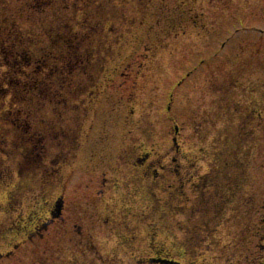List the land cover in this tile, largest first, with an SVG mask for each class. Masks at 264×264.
I'll return each mask as SVG.
<instances>
[{"label":"rangeland","instance_id":"rangeland-1","mask_svg":"<svg viewBox=\"0 0 264 264\" xmlns=\"http://www.w3.org/2000/svg\"><path fill=\"white\" fill-rule=\"evenodd\" d=\"M0 264H264V0H0Z\"/></svg>","mask_w":264,"mask_h":264},{"label":"trees","instance_id":"trees-1","mask_svg":"<svg viewBox=\"0 0 264 264\" xmlns=\"http://www.w3.org/2000/svg\"><path fill=\"white\" fill-rule=\"evenodd\" d=\"M28 57L26 56V55H24L23 53H21V54H17V57H16V59H17V61L20 63V60H21V62H24V63H26L27 61H26V59H27ZM29 64V63H28Z\"/></svg>","mask_w":264,"mask_h":264},{"label":"water","instance_id":"water-1","mask_svg":"<svg viewBox=\"0 0 264 264\" xmlns=\"http://www.w3.org/2000/svg\"><path fill=\"white\" fill-rule=\"evenodd\" d=\"M59 210V209H58ZM170 263V262H169Z\"/></svg>","mask_w":264,"mask_h":264}]
</instances>
